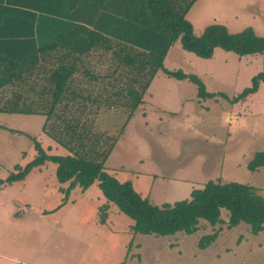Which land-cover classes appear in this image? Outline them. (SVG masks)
Returning a JSON list of instances; mask_svg holds the SVG:
<instances>
[{
  "label": "rangeland",
  "instance_id": "obj_1",
  "mask_svg": "<svg viewBox=\"0 0 264 264\" xmlns=\"http://www.w3.org/2000/svg\"><path fill=\"white\" fill-rule=\"evenodd\" d=\"M186 20L195 36L217 24L232 34L250 28L264 37V0H197ZM262 61V55L239 57L220 48L203 59L176 40L163 68L197 76L212 96L199 98L193 84L158 72L105 171L156 206L188 199L209 181L250 185L264 196V167L247 169L254 154L264 152V83L233 100L250 87ZM126 119L100 114L98 126L118 131ZM44 121L0 113V264H264V232L253 235L245 224L228 229L225 213L224 224L200 220L190 235H134L132 221L105 200L97 182L67 193L69 183L58 182L51 162L8 183L15 167L35 159L34 142L47 155H67L43 133ZM214 233L217 239L200 249V239Z\"/></svg>",
  "mask_w": 264,
  "mask_h": 264
},
{
  "label": "trees",
  "instance_id": "obj_2",
  "mask_svg": "<svg viewBox=\"0 0 264 264\" xmlns=\"http://www.w3.org/2000/svg\"><path fill=\"white\" fill-rule=\"evenodd\" d=\"M196 1L0 0V113L44 117L43 133L67 152L50 156L34 142L35 159L15 167L7 182L22 181L51 162L58 182L69 183L67 193L97 182L105 200L132 221L134 235H190L200 220L212 227L224 224L222 213L228 229L245 224L253 235L264 232V196L250 185L209 181L188 199L156 206L104 169L158 72L193 84L199 98L212 96L197 76L163 68L176 40L203 59L215 48L239 57L263 56L262 70L234 101L264 83V37L250 28L232 34L217 24L195 36L186 16ZM105 113H124L127 119L118 131H107L98 126ZM262 167L264 152H256L247 169ZM216 239L217 233L206 235L198 246L204 249Z\"/></svg>",
  "mask_w": 264,
  "mask_h": 264
}]
</instances>
